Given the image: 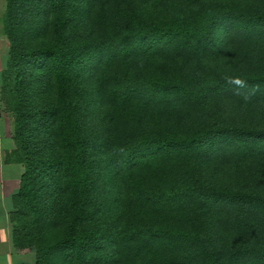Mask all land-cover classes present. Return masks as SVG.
Masks as SVG:
<instances>
[{"label": "trees", "instance_id": "1", "mask_svg": "<svg viewBox=\"0 0 264 264\" xmlns=\"http://www.w3.org/2000/svg\"><path fill=\"white\" fill-rule=\"evenodd\" d=\"M5 2L6 160L24 167L10 216L15 248H33L35 264L54 255L63 264H264V230L249 251L224 244L226 223L242 217L246 234L264 215V125L201 121L217 101L228 116L264 115V9L232 10L234 0ZM90 101L102 123L94 140ZM31 133L46 152L31 147ZM225 172L246 188L218 184ZM47 226L62 230L52 244Z\"/></svg>", "mask_w": 264, "mask_h": 264}, {"label": "rangeland", "instance_id": "2", "mask_svg": "<svg viewBox=\"0 0 264 264\" xmlns=\"http://www.w3.org/2000/svg\"><path fill=\"white\" fill-rule=\"evenodd\" d=\"M262 7V8H259ZM229 8H231L232 10H246V9H264V0H234L233 3L229 4L228 6ZM211 62H213L215 60L214 57L210 58ZM235 62V61H232ZM238 65L240 67H243L244 63L241 61H238ZM90 99H92L93 101V97H90ZM33 99H31L32 101ZM0 103H1V109L2 112H4L5 118L8 121L7 124V133L8 136L13 140V119H12V115L10 112H8L6 110L5 107V102L3 101V99L0 96ZM92 103L90 101L89 103V109L87 111V114H85L84 117V122H85V126L86 129L88 130L89 134H90V138L92 140H94V138L97 135L98 130L102 127V123H101V117L98 115V111H95V108H93ZM219 102H213L212 103V107L210 109L207 108V112L206 115L203 117V119L201 120L204 123H212V124H223V121H230V120H235L234 122L231 123H238V124H242L240 122H237V120H241L244 123L248 124V125H264V115L262 114H257L254 115L252 114L251 116H228L226 114V110L220 106V104H218ZM36 103H32L31 105H26L24 107V113H29L31 109H33V107L35 106ZM95 106V104H94ZM233 108V107H232ZM244 109H242L243 111ZM254 107H250L249 111H254ZM213 116H219L220 119H216ZM245 125V124H243ZM247 126V125H246ZM28 128L31 127L33 129L34 125H28ZM248 128V127H247ZM250 128V127H249ZM31 136L33 137V140L31 141V147L35 150L40 152H46V149H48V143L47 141L42 138L41 136H39V134H33L31 133ZM91 140V141H92ZM238 142L243 143L245 142L244 139L239 138L237 139ZM99 145V138H96L94 141V146H93V150L90 151L91 154V159L95 162H97L99 159V155L97 153V147ZM98 166V164H96ZM231 171V169H230ZM224 175V182H221L222 179L219 180L220 185H230L232 187H234L235 189H242V188H246V180L241 178L239 174H234L233 172H225ZM96 176L100 179H98L99 181H104L101 180V178H105L104 177V173L103 170H100L99 167L96 168ZM234 191V190H233ZM242 191V190H240ZM107 195V194H106ZM230 219H234V216L229 217ZM104 220H106L105 216H104ZM264 215H257L256 217L252 218V222L249 224V229H247V233L244 234L243 230L244 227L242 224H245L246 222L242 221V217H238L237 219H235V227L230 224V223H226L224 226V229L228 230V234L224 233L225 236V240H224V244L231 246V249L233 248H241L244 249L245 251H249L250 248H254V247H260L262 242H261V232L262 230H264ZM232 222V221H231ZM62 230L58 227H54V226H47L46 232L43 235V240L46 239V243L47 244H52L54 242H56L60 236H61ZM55 259L52 260L51 256H46V261H43V264H63L61 262V259L58 255H54Z\"/></svg>", "mask_w": 264, "mask_h": 264}, {"label": "crops", "instance_id": "3", "mask_svg": "<svg viewBox=\"0 0 264 264\" xmlns=\"http://www.w3.org/2000/svg\"><path fill=\"white\" fill-rule=\"evenodd\" d=\"M5 9V0H0V90L10 48L8 38L3 32L2 20ZM5 115L0 106V264H35V250L33 248L18 250L13 242L10 216L14 212L13 198L18 194L24 167L20 163L6 160V154L13 150L14 144L7 133L8 121Z\"/></svg>", "mask_w": 264, "mask_h": 264}, {"label": "clouds", "instance_id": "4", "mask_svg": "<svg viewBox=\"0 0 264 264\" xmlns=\"http://www.w3.org/2000/svg\"><path fill=\"white\" fill-rule=\"evenodd\" d=\"M235 83H238V84H240V83H242L241 81H235Z\"/></svg>", "mask_w": 264, "mask_h": 264}]
</instances>
